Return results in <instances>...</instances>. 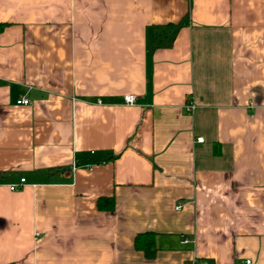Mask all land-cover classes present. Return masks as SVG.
Here are the masks:
<instances>
[{
    "label": "crops",
    "instance_id": "0c3cea01",
    "mask_svg": "<svg viewBox=\"0 0 264 264\" xmlns=\"http://www.w3.org/2000/svg\"><path fill=\"white\" fill-rule=\"evenodd\" d=\"M0 23V264H264V0H0Z\"/></svg>",
    "mask_w": 264,
    "mask_h": 264
},
{
    "label": "trees",
    "instance_id": "16d2710c",
    "mask_svg": "<svg viewBox=\"0 0 264 264\" xmlns=\"http://www.w3.org/2000/svg\"><path fill=\"white\" fill-rule=\"evenodd\" d=\"M190 23V13L188 12L179 22L167 23L161 25H155L152 27V47L151 50L154 51L160 48L171 47L176 39V36L180 29ZM8 24L0 23V33L4 31ZM108 160H99V163L107 162ZM111 203L110 206L107 204ZM98 207L100 209H114V201L109 199H100L98 202ZM135 246L137 249L144 251L147 257H154L156 252L155 241L152 238L150 232L139 233L135 238Z\"/></svg>",
    "mask_w": 264,
    "mask_h": 264
},
{
    "label": "built area",
    "instance_id": "2783aa9c",
    "mask_svg": "<svg viewBox=\"0 0 264 264\" xmlns=\"http://www.w3.org/2000/svg\"><path fill=\"white\" fill-rule=\"evenodd\" d=\"M135 100H136V97L133 95H128L125 97V101L128 104H134ZM17 103L23 104V105H28V104H30V100L27 98H22V99L18 100ZM186 107L189 111H193L195 109V104L189 103ZM197 140H198V142H202L204 139H203V137H199ZM102 163H104V162H102ZM24 182H25V178H22L21 184H19V185L18 184H12V185H10V189L16 190L20 185H23ZM177 208H180V206H178ZM183 242L186 243L187 240L185 239ZM248 263H250V261H248ZM193 264H206V263L194 262Z\"/></svg>",
    "mask_w": 264,
    "mask_h": 264
}]
</instances>
